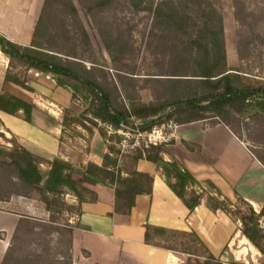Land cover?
I'll return each instance as SVG.
<instances>
[{"label": "crops", "instance_id": "obj_1", "mask_svg": "<svg viewBox=\"0 0 264 264\" xmlns=\"http://www.w3.org/2000/svg\"><path fill=\"white\" fill-rule=\"evenodd\" d=\"M44 3L45 0H0V33L15 43L31 45ZM10 61L0 49V91L4 88L32 103V121L23 118V109L17 114L0 110V125L19 144L45 159L40 164L43 171L50 170L48 161L58 158L70 166L73 179L82 184L88 164L93 162L102 166L103 156L109 152L108 145L112 142L105 139L96 126H90L88 134L71 135L70 128H80L77 121L66 118L67 108L72 104V91L58 86L52 74L31 68L28 69L31 78L28 84L33 90L6 81ZM170 133L171 137L163 142L162 157L166 161L177 160L200 183L189 187L188 195L195 188L198 192L218 196L207 185L210 181L219 189L221 198L226 197L234 203L244 198L257 212L262 209L264 164L231 127L218 118H209L175 124ZM136 169L153 176V189L150 194L136 196L128 215L115 211V184L85 185L96 192L97 198L86 195L81 201L82 213L70 217L74 223L72 253L78 262L185 264L190 253L145 242L146 225L151 224L180 233L195 231L224 264L264 263V255L243 235L240 221L233 220L222 210L209 208L205 198L190 211L173 189H179L176 174L170 179L171 187L163 168L154 161L141 158ZM122 174L127 175L126 172ZM65 195L70 197V204L79 203L76 195L69 192ZM15 209L12 212L0 210V214L13 219L11 229L2 227L0 230L10 233L23 216L50 218V212L40 198L25 203L23 209L18 205ZM3 243L6 244V240Z\"/></svg>", "mask_w": 264, "mask_h": 264}, {"label": "rangeland", "instance_id": "obj_2", "mask_svg": "<svg viewBox=\"0 0 264 264\" xmlns=\"http://www.w3.org/2000/svg\"><path fill=\"white\" fill-rule=\"evenodd\" d=\"M202 7L216 8L217 19L224 28L228 66L237 68L244 82L264 81V0H197L181 4L178 9L190 11L191 15L187 23H182V28L171 22V7L157 12L137 9L130 0H52L46 7L37 41L42 45V52L57 55L80 74L97 81L110 94L113 105L130 112L131 118L138 123L139 119L133 114L134 107L171 102L186 83L176 82V78L194 77L186 61V52L180 50L187 46L202 24ZM9 68L13 76L30 78L24 61L14 59ZM91 101L92 96L82 87L76 90L74 97L72 95V104L67 112L65 110L66 118L77 121L80 128H70L71 135L88 134V128L95 126L89 121ZM231 119L233 129L264 160V112L253 108L234 110ZM175 120L158 127L170 133L173 125L178 123ZM96 124L120 151L121 166L132 170L130 156L135 154L136 148L150 146L145 134L140 136V131L132 126L116 131L100 121ZM0 147V210L12 212L17 205L23 209L25 203L39 198L40 194L37 191L29 193L18 179L14 160L20 158L22 152L15 138L1 125ZM60 198L51 197L52 215L57 225L47 227L44 232L40 226H35L49 222L50 218L33 216L28 223L34 227L31 234L25 233L23 227L15 234L17 223L10 233L0 230V264L10 244L17 246V259L33 257L32 253L42 254L37 243L41 239L49 242L48 256L52 264H86L69 257L67 236L56 240L57 235L50 233L62 224L74 225L70 221L73 213L64 211L71 208L70 197L63 195ZM62 201L67 205H61ZM12 222L7 214H0V228L11 229ZM153 240L190 251L193 258H202L203 247L191 232L155 233Z\"/></svg>", "mask_w": 264, "mask_h": 264}, {"label": "trees", "instance_id": "obj_3", "mask_svg": "<svg viewBox=\"0 0 264 264\" xmlns=\"http://www.w3.org/2000/svg\"><path fill=\"white\" fill-rule=\"evenodd\" d=\"M51 1L45 0L31 45L23 46L15 43L0 33V49L10 58V64L14 59H17L26 62L28 68L52 74L57 81V85L70 89L73 92V97L77 89L80 87L85 89L92 96L89 108L92 117L89 121L94 123L96 127V121H100L116 131L123 129L124 126H132L137 128L138 131L150 132L153 128L173 119H176L177 124H183L195 120L218 118L220 122L231 127L234 133L242 139L232 127L231 115L233 111H244L253 108L264 112V81L244 82L243 77L238 72L239 70L228 66L224 28L221 20L217 19L215 7H202V24L198 26L196 34L190 39L187 46L180 50V52H186V61L191 66V75L194 77L176 78V82L186 83L181 91L175 93L171 102L134 107L133 114L139 119V122L136 123V120L131 118L130 112L118 109L113 105L110 94L97 81L80 74L71 65L62 62L57 55L45 54L40 50L42 45L37 41L38 32L44 20L46 7ZM195 1L197 0H130L131 4L140 10L152 9L160 12L165 7H171V22L179 24V28H182V23H187L191 19L190 11L181 12L178 9L179 5ZM73 9L75 10V8ZM5 80L33 90L28 84L31 78L21 79L13 76L10 68L7 69ZM21 109L24 110L23 118L31 122L33 104L14 96L2 88L0 91V110L17 114ZM98 129L102 136L108 139L103 129ZM17 144L22 152L20 158L14 160L17 167V177L29 190V193L30 191H37L40 194L39 198L45 203L50 212L49 222H42L35 226V228L40 226L42 232L47 230V227H51V225H57V221L52 215L53 200H51V197L60 198L68 192L76 195L79 203L70 204L71 208H65L64 211H71V213L78 215L82 213L81 201L86 195H89L92 199L97 198L96 192L85 186L86 184H115V211L121 214H130L135 205L136 196L138 194H150L153 189V176L136 169L137 161L141 158H146L163 168L171 187L170 179L173 174H176L179 181V189L174 187L173 189L190 211H193L201 204V199L205 198L206 205L209 208L215 211L222 210L233 220L240 221L243 235L264 255V205L257 212L244 198H239L238 204L226 197L221 198L219 189L210 181L207 182V185L215 190L218 196L210 192H198L195 188L188 195V188L200 185V183L177 160L166 161L162 157L161 153L165 151L163 143L150 144V146L145 148H136L135 154L130 156L133 159L132 170L124 169L121 166L119 163L120 151L112 143H109V152L103 156V165L99 166L93 162L89 163L84 173L82 184L73 179L70 166L63 160L56 158L53 161H48L51 168L45 172L40 166L45 159L30 152L18 142ZM256 156L264 164V160L257 154ZM123 172H126L127 175L123 176ZM28 194L21 195L28 196ZM61 205L66 206L67 204L62 201ZM31 219H33L31 216L21 217L17 222L15 234H18L22 227L25 233L31 234L34 232V227L28 224ZM73 227L74 225L66 223L55 227L50 232L52 235H57L56 240L67 236L69 257H73ZM166 232L177 234L178 231L147 224L145 242L173 251L190 253L185 264H193V261L196 264H224L221 257L216 256L195 231H191V234L194 235L195 241L203 247L202 258H193L190 251L171 244H160L153 240L155 233L165 234ZM164 241L167 242V239ZM37 243L41 246L43 253H32L33 257H25L24 259L15 257L17 246L10 244L2 264H52L48 256L49 242L41 239Z\"/></svg>", "mask_w": 264, "mask_h": 264}, {"label": "built area", "instance_id": "obj_4", "mask_svg": "<svg viewBox=\"0 0 264 264\" xmlns=\"http://www.w3.org/2000/svg\"><path fill=\"white\" fill-rule=\"evenodd\" d=\"M143 134H145L146 140L148 138L150 144H154V145L161 144L171 137V133L164 132L161 129V127H155L150 132H141L140 131L139 135L143 136Z\"/></svg>", "mask_w": 264, "mask_h": 264}]
</instances>
